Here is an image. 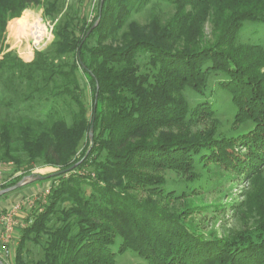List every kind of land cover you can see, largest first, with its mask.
Segmentation results:
<instances>
[{
	"label": "trees",
	"instance_id": "16d2710c",
	"mask_svg": "<svg viewBox=\"0 0 264 264\" xmlns=\"http://www.w3.org/2000/svg\"><path fill=\"white\" fill-rule=\"evenodd\" d=\"M100 1L85 40L93 24L66 16L53 27L50 50L25 64L2 54L5 28L41 0H0V163L25 167L2 189L37 166L57 169L46 177L56 174L51 178L60 181L43 210L27 218L32 222L21 231L14 264H28L21 254L34 236L46 240L43 259L30 264H115L127 251L148 264H264V226L254 237H204L187 221L191 214H170L160 204L177 193L156 174L201 166L241 176L264 165V50L238 41L245 22L264 23V0H157L176 12L163 26L154 20L150 30L130 18L156 0H103L101 9ZM48 6L53 10L54 1ZM208 21L212 41L202 38ZM124 26L127 33L116 38ZM91 38L97 44L87 48ZM141 50L145 72L135 61ZM213 77L230 95L234 122L248 126L243 134L194 138L184 132L215 115L207 95ZM186 90L199 98L192 108ZM85 134L90 146L82 155ZM74 165L92 167L96 179L70 174ZM66 196L71 204L61 225L52 227L53 209Z\"/></svg>",
	"mask_w": 264,
	"mask_h": 264
},
{
	"label": "rangeland",
	"instance_id": "374dc122",
	"mask_svg": "<svg viewBox=\"0 0 264 264\" xmlns=\"http://www.w3.org/2000/svg\"><path fill=\"white\" fill-rule=\"evenodd\" d=\"M49 1L41 0L39 6L29 8L23 11L18 18L8 21L2 42V54L16 55L22 62L27 64L33 61L35 53L50 50L48 49L49 46L56 41L53 27L58 22H63L62 20L66 16L70 20L76 18L77 22H81L86 27L97 24L99 0H51L55 3L54 9L50 10L51 8L49 6L44 9ZM48 12L53 13V16L49 18L46 14ZM175 12L174 6L156 0L152 1L140 12L133 14L130 21H133L139 29L146 28L150 30L151 23L154 20L158 21L160 26H163V24L173 17ZM20 19L21 22L18 23ZM43 24H49L51 26V33L38 47H33L32 37L35 31L34 26H44ZM91 31L92 29L86 35H89ZM127 31L128 28L124 26L119 34H116V38L120 39ZM86 35L83 40H85ZM214 37L211 24L208 21L203 26L202 38L206 41H212ZM238 37L239 43L257 44L264 50V23L245 22ZM106 43L110 44V40H107L103 44ZM86 44L87 48H92V46L97 44V40L91 38ZM27 55L32 58L28 59ZM135 61L141 72L147 71V54L144 51L137 52ZM184 94L187 97L190 108L199 101V98L190 90H186ZM207 95L210 104L213 106L215 115L210 119L204 121L198 120L187 125L184 131H187L186 134L195 136L194 138H198L202 134H211L215 137H236L248 129L247 125H238L234 122V112L230 102V95L219 87V78L213 77L208 81ZM64 100L69 99L66 98ZM82 101L86 105L88 115L92 100L88 98V100L83 99ZM26 106L23 108H27ZM72 107L73 110H77L75 106ZM27 113L29 114V112ZM173 133L179 134L178 130L174 129ZM89 146L85 134L81 141L82 155H87ZM85 151L87 152L85 153ZM24 168V166L16 167L11 162L0 163V190L11 184L16 177H19L22 171H24ZM76 168L71 170L73 172L70 174L75 173L76 176H80L84 180L88 177L93 180L96 179L92 167L85 166L80 169ZM56 171L57 169L52 167L41 168L37 166L32 169L31 174L46 176ZM156 174L161 175L166 183V188L177 193L171 199L160 201V204L170 214L179 212L191 214L187 218V221L191 222L195 230L203 234L204 237L227 239H234L240 236L242 238L254 237L258 234L260 227L264 226V165H261L258 171L252 175L241 176L231 173L226 174L216 168L205 170L201 166H195L192 171L187 173L163 170ZM68 176L65 175L63 178L66 179ZM59 182V179L50 178L24 186L0 198V213H4L15 204L22 203L23 205L20 215L16 218L18 226L12 239V244L9 246V255L4 256L0 253V261L3 264H14L21 231L28 226V224L26 225L27 218L33 213H40L43 210L48 200L47 195L50 192V188L58 186ZM72 185L74 188L75 183ZM76 187L81 192L89 191L88 186L81 182H77ZM70 204L67 196L58 200L50 217V226L56 227L61 225L62 222L60 220H62L64 211ZM45 240V236H34V242L26 243L24 251L21 254L25 263L30 264L31 262H37L43 259L42 247ZM118 241H116L112 248L114 251L118 247ZM115 264L148 263L140 259L136 254L127 251L116 257Z\"/></svg>",
	"mask_w": 264,
	"mask_h": 264
},
{
	"label": "built area",
	"instance_id": "2783aa9c",
	"mask_svg": "<svg viewBox=\"0 0 264 264\" xmlns=\"http://www.w3.org/2000/svg\"><path fill=\"white\" fill-rule=\"evenodd\" d=\"M43 25L44 26H35L36 34L32 37L33 47H38L51 33V26L49 24ZM34 37H36V39ZM22 207V203H18L4 213H0V253L4 256L9 255V246L12 244V239L14 238L18 226L16 218L20 215ZM31 222L32 220H29L26 222V225Z\"/></svg>",
	"mask_w": 264,
	"mask_h": 264
},
{
	"label": "water",
	"instance_id": "95a60500",
	"mask_svg": "<svg viewBox=\"0 0 264 264\" xmlns=\"http://www.w3.org/2000/svg\"><path fill=\"white\" fill-rule=\"evenodd\" d=\"M102 3H103V0L100 1V9L102 7ZM95 26H96V24H94L91 29H93ZM88 136H89V140L92 141V137H93L92 125L90 126ZM74 168H76V165L71 167L68 171H71ZM55 175L56 174H53L52 176H47L46 177V176H41V175H38V174H31V175L25 176L19 182H17L15 185H13L11 187H8L6 189L0 190V198L2 196H5V195L10 194L12 192H15V191L19 190L20 188H22L24 186L30 185V184L35 183V182H41V181H44L46 179H50L51 177H53ZM0 264H3V263L0 261Z\"/></svg>",
	"mask_w": 264,
	"mask_h": 264
},
{
	"label": "bare ground",
	"instance_id": "6f19581e",
	"mask_svg": "<svg viewBox=\"0 0 264 264\" xmlns=\"http://www.w3.org/2000/svg\"><path fill=\"white\" fill-rule=\"evenodd\" d=\"M21 22V19L18 21V23H20ZM21 26H22V24H21ZM35 27V26H34ZM35 31H34V33H33V35H35L36 34V27H35V29H34ZM35 39H36V37H34Z\"/></svg>",
	"mask_w": 264,
	"mask_h": 264
},
{
	"label": "crops",
	"instance_id": "0c3cea01",
	"mask_svg": "<svg viewBox=\"0 0 264 264\" xmlns=\"http://www.w3.org/2000/svg\"><path fill=\"white\" fill-rule=\"evenodd\" d=\"M27 57H28V59H29V58H30V59L32 58L31 56L29 57L28 55H27Z\"/></svg>",
	"mask_w": 264,
	"mask_h": 264
}]
</instances>
